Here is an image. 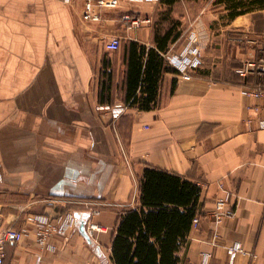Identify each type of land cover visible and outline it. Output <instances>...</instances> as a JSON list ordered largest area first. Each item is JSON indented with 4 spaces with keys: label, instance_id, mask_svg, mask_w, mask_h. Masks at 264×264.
<instances>
[{
    "label": "crops",
    "instance_id": "0c3cea01",
    "mask_svg": "<svg viewBox=\"0 0 264 264\" xmlns=\"http://www.w3.org/2000/svg\"><path fill=\"white\" fill-rule=\"evenodd\" d=\"M158 3H122L98 24L82 20L83 0H0V228L27 230L6 247L4 264H36L39 255L40 264H113L118 212L139 205L147 166L202 188L201 223L180 264H202V252L212 254L208 264H228L226 247L235 242L264 264V114L255 111L264 101L245 95L235 72L245 50L231 41L250 21L208 7L197 13L191 30L202 65L189 81L163 71L155 102L141 109L126 98L124 47L108 52L94 42L118 37L155 48L149 34ZM126 13L150 22L127 30ZM107 79L109 95L101 93ZM117 106L126 107L118 116ZM219 183L237 207L213 243L208 215L225 195ZM66 213H90L87 224L100 228L93 243L77 228L48 237L56 249L46 250L30 217Z\"/></svg>",
    "mask_w": 264,
    "mask_h": 264
},
{
    "label": "trees",
    "instance_id": "16d2710c",
    "mask_svg": "<svg viewBox=\"0 0 264 264\" xmlns=\"http://www.w3.org/2000/svg\"><path fill=\"white\" fill-rule=\"evenodd\" d=\"M179 0H160L172 8ZM227 3L228 18L263 8L262 0H219ZM167 29L155 34L152 47L136 41L124 44L126 65V98L141 109L155 102L164 67L162 53L178 41L180 33ZM129 48L128 53L126 49ZM104 81L101 93L110 94V83ZM202 188L183 176L152 166L143 170L139 186V205L118 212V221L111 243L113 264H180V252L189 246L193 219L202 215Z\"/></svg>",
    "mask_w": 264,
    "mask_h": 264
},
{
    "label": "built area",
    "instance_id": "2783aa9c",
    "mask_svg": "<svg viewBox=\"0 0 264 264\" xmlns=\"http://www.w3.org/2000/svg\"><path fill=\"white\" fill-rule=\"evenodd\" d=\"M72 2L73 0H65ZM159 0H83L81 17L84 22L98 23L104 22V14L119 9L122 3L134 2H158ZM122 22L127 30L138 29L144 23H149L150 19L126 13L122 16ZM231 41L243 47L245 56L240 61V66L236 69L237 76L242 80V87L245 95L255 100L264 101V29L261 33L253 34L251 30H241L231 37ZM122 47V41L118 37L106 39L104 48L108 52H117ZM168 67L172 68L179 78L189 81L192 74L203 62L200 39L197 33L192 29L190 36L181 44L174 43L165 53L161 54ZM125 106H117L112 109L117 116L124 113ZM255 111L264 114V105L256 107ZM258 128L264 130V117L258 121ZM219 189L225 195L214 201V208L209 213L208 219L214 228L213 243L218 237V228L223 222L236 215L237 205L231 202L232 193L225 190L224 185L219 183ZM36 226V233L39 244L48 251H54L56 247L49 244L46 239L52 235L65 237L72 230H77L78 219L74 213L50 215H33L29 219ZM201 223V216L197 215L193 219V229H198ZM91 236L92 231L100 230L97 225H88L86 227ZM26 229H17L14 226L0 228V264H4L6 258V247L19 243L26 235ZM228 254V264H236L239 256H249L252 259L251 264L256 259L254 252L246 251L240 242H235L226 247ZM202 264H208L212 254L202 252ZM42 262V256H37L36 264Z\"/></svg>",
    "mask_w": 264,
    "mask_h": 264
},
{
    "label": "rangeland",
    "instance_id": "374dc122",
    "mask_svg": "<svg viewBox=\"0 0 264 264\" xmlns=\"http://www.w3.org/2000/svg\"><path fill=\"white\" fill-rule=\"evenodd\" d=\"M219 0H179L172 8L158 3L153 6L150 41H153L155 34L164 33L167 29H173V33H180V44L183 43L191 34V26L195 23V15L208 7L209 11L223 12L228 15L227 3H219ZM263 5H264V0ZM250 21V30L253 34L261 33L264 29V6L246 14ZM128 40H122V47ZM94 43L104 46V40H97ZM178 43V44H179ZM235 63V61H234ZM233 64V63H232ZM236 64H234L235 66ZM12 197H10L11 199ZM25 198H13L14 202Z\"/></svg>",
    "mask_w": 264,
    "mask_h": 264
},
{
    "label": "water",
    "instance_id": "95a60500",
    "mask_svg": "<svg viewBox=\"0 0 264 264\" xmlns=\"http://www.w3.org/2000/svg\"><path fill=\"white\" fill-rule=\"evenodd\" d=\"M75 216L78 219V230L80 234L89 244H92L93 241L86 230L87 219L89 218L90 213H75Z\"/></svg>",
    "mask_w": 264,
    "mask_h": 264
}]
</instances>
